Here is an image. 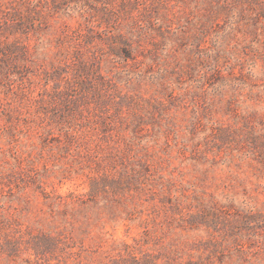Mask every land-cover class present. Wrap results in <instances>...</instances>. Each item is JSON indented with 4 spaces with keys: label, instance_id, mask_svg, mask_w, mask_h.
<instances>
[{
    "label": "rangeland",
    "instance_id": "obj_1",
    "mask_svg": "<svg viewBox=\"0 0 264 264\" xmlns=\"http://www.w3.org/2000/svg\"><path fill=\"white\" fill-rule=\"evenodd\" d=\"M0 264H264V0H0Z\"/></svg>",
    "mask_w": 264,
    "mask_h": 264
}]
</instances>
